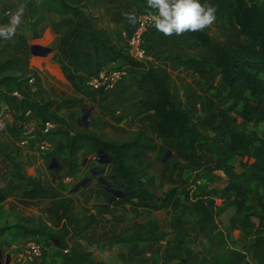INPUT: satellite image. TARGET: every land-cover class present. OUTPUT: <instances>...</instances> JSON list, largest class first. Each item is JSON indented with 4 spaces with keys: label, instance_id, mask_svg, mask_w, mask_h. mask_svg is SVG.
<instances>
[{
    "label": "trees",
    "instance_id": "trees-1",
    "mask_svg": "<svg viewBox=\"0 0 264 264\" xmlns=\"http://www.w3.org/2000/svg\"><path fill=\"white\" fill-rule=\"evenodd\" d=\"M21 1L26 8L27 26L35 31H41L43 26H47L57 35V47L60 52L63 53L70 48L79 27L83 25L95 52L105 51L112 59H115V56L120 57L132 67L137 72L133 75L136 85L138 87L150 85L147 94L139 97L137 102L153 111L152 123L157 133L174 142L178 160L192 167L199 168L205 153L208 152L224 176L220 181L221 189L233 194L237 212L242 211L244 201L253 191L251 187L241 183L240 176L230 159L249 158L246 165L257 175V180L264 189V137H258L257 144H249L246 142L247 131L244 127L247 120L257 123L264 119V0H219L221 7L216 11L213 26L222 28L226 23V17H230L250 41L249 44L235 45L230 33L214 39L206 29L186 32L198 45L210 52L218 77L225 86L231 87L238 82L248 92V95L239 96V103L231 109L226 124L215 121L213 113L188 111L183 103L182 93L169 82L164 73L132 58L126 52L114 51L112 45L102 42L95 34L94 15L82 9L79 4H72L68 0ZM200 2L204 4L206 0ZM139 10L143 8L139 7ZM173 58L177 64L188 67L204 61L200 56ZM99 68L100 65L92 73ZM56 70L74 91L79 90L73 71L65 70L63 66ZM30 72L31 69L21 62L20 56L13 50L11 44L0 46V93L4 103L17 118V124L12 126L14 131L18 133L25 125L27 121L25 111L28 115L32 114L41 125L43 121L51 120L54 126L46 131L54 130L65 136L68 157H71L78 147L82 156L92 153L105 155L112 185L122 191L121 200L137 207H148L152 194L143 176L147 173V160L156 149L153 136L142 126H136L125 135L119 133L106 135L104 131L96 130L89 124L82 127L74 126L52 109V101L38 102L23 89V81L26 82ZM36 79L32 77V82ZM13 90L18 95L13 94ZM249 97H253L254 102H251ZM191 116L193 122L189 121ZM236 117L240 120L236 121ZM0 157L11 168L14 180L24 184L20 190L21 197L39 199L49 194L50 179L45 177L40 180L35 175L22 172V162L14 155L13 147L5 137L3 128H0ZM43 158L46 163L51 159L55 160L54 149L43 153ZM57 163L59 167V162ZM56 169L51 168L49 171L55 176ZM207 174L208 179L213 178ZM214 207V197L203 186L198 187L194 193L184 194L180 207L172 214V219L180 224L184 213L193 216L194 222L202 229L198 240L202 256L184 258L179 262L246 264L245 253L230 245L226 231L216 220ZM76 208L77 204L72 198H57L54 202L53 215L48 219L49 224L38 215H24L21 217V223L0 226V237L16 240L37 236L43 243H64L70 232L85 230L104 218L99 210L89 211L84 216L77 212ZM118 222V227L105 230L97 238L101 246L109 248L117 243L158 242L168 233L165 229L153 231L152 223L139 230L121 219H118ZM246 225L252 230V238L248 243L250 257L256 264H264V217L259 216L256 221H248ZM173 232L184 233L182 228L173 229ZM70 250L75 258L69 264H107L102 259L89 257V251L75 247H71Z\"/></svg>",
    "mask_w": 264,
    "mask_h": 264
},
{
    "label": "rangeland",
    "instance_id": "rangeland-1",
    "mask_svg": "<svg viewBox=\"0 0 264 264\" xmlns=\"http://www.w3.org/2000/svg\"><path fill=\"white\" fill-rule=\"evenodd\" d=\"M114 5L117 7V15L114 16L112 27L114 30L108 32L97 26L98 30L95 34L99 39L112 45V49L122 53L126 52V37L131 29L127 19L122 15L124 12H135L136 15L141 11L151 12L147 6V0H115ZM139 7L143 10H139ZM99 21L103 14L97 12ZM98 25V22L95 21ZM45 25V24H43ZM213 26V25H212ZM85 30V29H84ZM83 29H79L77 36L71 44L70 48L63 53L58 50L57 36L52 33L47 26H43L41 31L29 37V43L17 49V54L21 58V62L25 64L32 72L28 76L33 77L34 82L28 83L23 81V89L29 93L30 97L38 102L45 100L52 101L51 107L58 114L65 117L74 126L82 127L89 124L96 130L104 131L106 135L119 133L125 135L129 129H125V120L128 116H119L115 119L110 116L109 93L103 89L92 91L84 84V79L93 72L99 65H108L119 67L125 70L123 76L116 84L123 82L125 77H131L130 70L125 68L122 58L115 56V62L109 63L107 60H99V51H94V46L88 45L91 42L89 36L84 34ZM104 30V31H103ZM156 30L151 24L147 26V31L152 34ZM232 41L237 46L249 44L250 41L240 32L235 23H231L228 27ZM210 34L213 30L209 28ZM144 36V35H143ZM40 44L49 47V51L42 55H34L29 51L31 44ZM97 43V42H95ZM88 50V51H87ZM98 55L96 59L91 58L90 61L79 62L76 60V53L81 52ZM102 51V50H101ZM105 52V51H102ZM106 53V52H105ZM110 56V54H108ZM174 59V58H173ZM211 59V58H210ZM212 62V61H211ZM63 66L64 69L73 71L79 85V90L74 91L71 86L64 81L63 77L57 72V68ZM84 68L80 70V68ZM198 70L197 72H200ZM174 76L184 78L183 73L177 71ZM216 67L208 65L205 76H200L197 84L190 81L182 80L178 85L182 93L183 103L188 111H202L214 114V120L217 122L224 121L226 124L231 109L238 105L239 96L246 93L238 82L228 87L220 85L218 80ZM190 82V83H189ZM218 87H221L220 89ZM254 102L253 97H249ZM4 100L0 93V122L3 126L4 135L12 145L14 155L23 162L21 166L22 172L25 174L35 175L40 180L45 177L50 179L51 190L48 195L39 199H28L20 196L21 184H18L12 177V170L6 164L4 159L0 157V226H11L14 223H21L22 216L34 215L40 216L47 224L49 218L53 215L54 202L57 198L66 199L68 197L75 200L77 204V212L87 215L93 208L88 205L90 200L96 198V193L104 191V184L97 178L102 176L109 186L112 185V179L109 175V166L103 155L92 153L82 156L75 153L71 157L66 155L65 136L61 133L53 131H45L36 118L30 117L27 113V121L23 128L17 133L12 128L17 124L16 116L11 113L9 106H4ZM93 111L97 117L102 119V124H106L107 120L103 115L109 114V119L113 121L120 132H114L104 126H92L87 121L90 111ZM215 111V112H214ZM3 112V113H2ZM6 113V114H4ZM102 114V115H101ZM117 117V116H116ZM99 119V118H98ZM149 121L150 118H147ZM240 118L236 117V121ZM189 121L194 119L189 117ZM129 124V122H128ZM149 126V127H148ZM247 131L246 142L249 144H257L258 137H264V119L259 122L247 120L245 124ZM147 130L153 136L156 142V149L148 158L147 173L143 176L144 182L151 192L148 207H137L133 204L125 203V208L121 207V203L112 207L111 215L106 213L103 220H98L85 230L78 232H70L64 243H43L42 239L37 236H30L37 239L42 244V252L39 256H35L28 264H69L74 258L71 247L89 251V257L94 259H102L107 264H189L187 262H179L184 258L201 257L202 253L198 245L199 231L197 225L193 221V216L184 213L181 225L172 219L174 214L181 205L183 196L186 192L194 193L197 188L203 186L207 188L216 197L214 212L217 221L222 225L227 233L228 241L231 246L242 250L245 253L246 264H256L250 257L248 243L251 240V233L245 228L247 220L251 221V216H255L256 220L259 216L264 217V189L257 180V175L251 172L246 163L249 161L247 157L233 158L230 162L240 176V181L244 186H249L256 191V194L250 195L243 204L241 212L235 210L232 193L221 189L220 181L223 176L220 168L219 171L207 172L213 176L212 179L207 178V173L196 170L191 165L180 162L176 154L175 143L160 136L152 123L147 124ZM41 141L47 142V148L43 151L39 150L38 144ZM54 149L56 159L55 166L48 167V163L44 161L43 153ZM59 162V167L58 163ZM210 156L204 155L201 164L208 165ZM58 167V169H56ZM55 168V176L49 171ZM224 177V176H223ZM89 183L97 186L96 190L87 191L84 188ZM107 191V190H106ZM105 196L115 197V194L109 192L103 193ZM118 197V196H117ZM121 197V196H120ZM229 205L230 211L223 212V207ZM225 209V208H224ZM97 218V217H96ZM118 219L125 223H131L139 230L153 224V231L156 229H165L168 231L162 242H134L128 244H116L111 247L101 246L97 242V238L101 236L105 230L119 226ZM177 224V225H176ZM173 227H181L184 231L182 234L174 233ZM186 229V230H185ZM29 237V236H28ZM22 239L11 240L7 237H0V264H3L4 258L8 256L7 264H16L15 252L19 248Z\"/></svg>",
    "mask_w": 264,
    "mask_h": 264
},
{
    "label": "crops",
    "instance_id": "crops-1",
    "mask_svg": "<svg viewBox=\"0 0 264 264\" xmlns=\"http://www.w3.org/2000/svg\"><path fill=\"white\" fill-rule=\"evenodd\" d=\"M68 2L72 4H79L82 9L89 11L90 13L94 15L93 25L95 27V32L100 31L98 30L97 26H100L101 29L107 30L109 33L112 32V30H114V28L112 27V24L114 23V20H116L114 19V16L117 15V7L114 5V3H116L115 0H68ZM204 4H210L214 6L216 8V11H219L221 7V3L219 0H206ZM20 7H23V15L21 18V22L16 28L15 34L12 36L11 39H4L3 37H0V46H6L8 44H11L13 47V50L16 52H17V49H19L22 45L24 46L25 43H29V37L36 34V31L33 29H30L26 24V21H25L26 8L21 0H6L5 2L0 0V26L9 24L11 14L16 12L18 8ZM97 12H99V14L101 13L103 14V16L100 17L101 19L100 21L97 17L98 15ZM95 21L98 22V25L95 23ZM231 23H234L232 19L230 17H226V23L222 28H217L212 25L209 27L213 30L212 32L213 35L210 34L209 28H206V31L211 37H213L214 39H218L221 36L228 34L230 32L228 30V27L231 25ZM79 29L84 30L85 27L81 25ZM84 34L88 38L86 29L84 30ZM97 37H99V35ZM87 43L89 46H91L92 44V42L90 43L87 42ZM125 45H126V41H125ZM142 46H143V54L140 58H137V60L141 61L145 65H148V66H151L157 69L161 73H164L167 76L171 84L178 85L182 80L184 81L187 80V81H190L192 84H197L200 76L206 75L208 65L213 66V63L211 62V59H210L211 58L210 52L204 47H201L200 45H198L194 41V39L188 36L186 33L182 35L165 36L163 33L158 32L157 30H154V33L150 34L146 29L144 36H143ZM97 51H99L98 55L100 56L98 59L100 61L101 60L105 61L108 59L109 63L115 62V59H112L108 55V53L102 52L101 50H97ZM98 55L96 54V56H94L93 53L88 54L85 51V53L78 52L76 53L75 56H76V60H78L80 63L84 62V64H88L86 61H90L91 58H93L94 60L96 59ZM176 56L181 57V58H187V57L198 58L200 56L204 58V61L196 62L194 65L189 66V67L182 66L180 64H177L175 60L173 59V57H176ZM102 66H106V65L101 64L100 67ZM123 66L127 68L128 70H130V72H132L131 73L132 76L130 78L125 77L123 82H120L105 91L106 93H109V96H107L108 99L111 96H114L112 99L107 101L108 104H110L111 106L109 109L110 110L109 114L110 116H113L115 119H118L119 116H123V117L128 116L127 120H125L126 121L124 125L125 129L131 130L135 128L136 126H142L147 130V124L152 123L153 118H154V113L152 110L147 109L145 106H142L139 102H137V99L147 94L148 90L150 89V85L144 84L141 87H138L133 80V75L134 73H137V72L125 62ZM82 69L84 68L81 67L80 70ZM198 70H201V71L197 72ZM177 71L183 73L184 78H181L180 76L172 75V74H175V72ZM219 84L224 85L223 83H219ZM218 88L220 89L221 87H218ZM243 94H246V93H243ZM4 106L6 105L4 104ZM109 114L103 115V117L107 120L105 124L106 126L102 124V119H100V117H97V115L94 114L92 110L89 112L87 116V121L92 126L96 125L100 128H104L105 126L114 132H117V131L120 132V129H118L119 127H117V125L113 121H111V119L108 118ZM29 116L32 118H35L32 114H30ZM147 118H150V120L148 121ZM220 122L224 124L223 120ZM152 128L155 129L153 126V123H152ZM79 152H80V148L78 147L75 153L79 154ZM205 154L206 155L208 154L210 156V162L208 163V165L201 164L199 168H196V170H200L202 172L219 171L218 166L214 164V158L208 152H206ZM22 165H23V162H22ZM221 178H223V176ZM12 180L13 179L11 176V180H9V185L12 184ZM18 184H21L20 186L22 189L24 184L22 182H18ZM5 186H7V184L4 185L3 187L4 190H6ZM92 186L94 188L93 190H96L98 185L94 183H89L85 187H80V188L81 189L86 188L85 190L89 191L91 190ZM3 189H0V192H4V191H1ZM103 190L104 191H100L96 193V198L88 201L89 202L88 205L91 204L89 208L92 207L93 211L99 210L103 215H105L106 213L111 215L110 210L112 209L114 205H117L118 202L121 203V197L120 196L118 197L117 196L115 197L105 196L104 197L103 193L107 191L105 188ZM252 191L253 193L251 195L256 194V191L254 189H252ZM211 195L214 197L215 204H216V197L213 195V193H211ZM231 197L233 200V194ZM120 205L121 207L125 208L126 204L121 203ZM230 208L231 207L229 205H225V207H223V210H224L223 212L225 213V212L230 211ZM251 218H252L250 219L251 221H256L255 216H251ZM221 225H224V224H221ZM176 228H181V227H173V229H176ZM245 228L251 233V238H252V230L248 226L247 227L245 226ZM198 229L199 231H202L201 226L200 228L198 227ZM25 239L26 238L21 240V244L24 243ZM163 240L158 241V242H162ZM148 242H152V241H148ZM158 242H153V243H158ZM117 244H121V243H117ZM113 245H116V244H113Z\"/></svg>",
    "mask_w": 264,
    "mask_h": 264
},
{
    "label": "clouds",
    "instance_id": "clouds-1",
    "mask_svg": "<svg viewBox=\"0 0 264 264\" xmlns=\"http://www.w3.org/2000/svg\"><path fill=\"white\" fill-rule=\"evenodd\" d=\"M147 6L152 10L148 17L151 26L165 36L202 31L216 21V8L202 4L200 0H147ZM22 15L23 7L12 13L9 24L0 26V37L11 39ZM122 15L132 25L140 21L135 12H124Z\"/></svg>",
    "mask_w": 264,
    "mask_h": 264
},
{
    "label": "built area",
    "instance_id": "built-area-1",
    "mask_svg": "<svg viewBox=\"0 0 264 264\" xmlns=\"http://www.w3.org/2000/svg\"><path fill=\"white\" fill-rule=\"evenodd\" d=\"M150 13L151 12L148 11L139 12L137 16L140 18V21L133 25L127 34L126 53L134 59L140 58L143 54V35L147 26L150 24L148 20ZM124 75V69L109 67L106 65L100 67L95 73L89 74L85 78L84 84L92 91H96L97 89H103L106 91L113 87ZM26 82L32 83V77L29 76ZM12 93L18 95L15 90H13ZM25 113H27V111H25ZM53 126L54 123L51 122V120H45L42 122V129L45 131ZM0 128H3L1 122ZM47 145L46 141H41L38 144V148L43 151L47 148ZM41 248V243L37 239H33L30 236L26 237L24 243L20 245L15 252L16 264H28L35 256L41 254Z\"/></svg>",
    "mask_w": 264,
    "mask_h": 264
},
{
    "label": "water",
    "instance_id": "water-1",
    "mask_svg": "<svg viewBox=\"0 0 264 264\" xmlns=\"http://www.w3.org/2000/svg\"><path fill=\"white\" fill-rule=\"evenodd\" d=\"M29 51H30L31 54H34V55H42L45 52L49 51V47L33 43V44H31L29 46ZM100 155H103V154H100ZM103 156H104V159L106 161L107 160L106 156L105 155H103ZM51 166H53V167L55 166V163H54L53 159H51L50 163L48 164V167H51ZM97 178L100 180L101 183L104 184V188L107 191H109L110 193L115 194L117 196H121L122 195V191L120 189L115 188L113 186H109L108 182L102 176H98ZM7 263H8V256L6 255L5 258H4L3 264H7Z\"/></svg>",
    "mask_w": 264,
    "mask_h": 264
}]
</instances>
